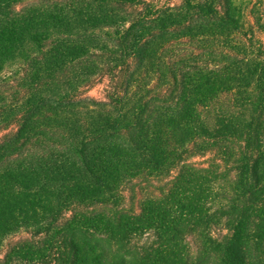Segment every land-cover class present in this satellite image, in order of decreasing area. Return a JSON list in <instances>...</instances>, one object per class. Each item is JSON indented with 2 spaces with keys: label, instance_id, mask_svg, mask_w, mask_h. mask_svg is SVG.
Instances as JSON below:
<instances>
[{
  "label": "trees",
  "instance_id": "1",
  "mask_svg": "<svg viewBox=\"0 0 264 264\" xmlns=\"http://www.w3.org/2000/svg\"><path fill=\"white\" fill-rule=\"evenodd\" d=\"M251 18L233 0H0V128L17 124L0 264H264Z\"/></svg>",
  "mask_w": 264,
  "mask_h": 264
},
{
  "label": "rangeland",
  "instance_id": "2",
  "mask_svg": "<svg viewBox=\"0 0 264 264\" xmlns=\"http://www.w3.org/2000/svg\"><path fill=\"white\" fill-rule=\"evenodd\" d=\"M154 4L161 5V4H177L181 0H149ZM235 4H237L241 12L243 13L244 19L246 21V27L251 23V10L252 7L259 5L264 8V0H233ZM258 37L262 38L261 32L258 31ZM22 65V60L16 61L10 66L6 67L5 70L2 72V75L9 74L12 70H16L19 66ZM110 84V78L108 76L104 77L103 79L97 80L94 85L89 88H86V95H91L97 98L105 97L106 93L108 92ZM17 128V124L12 123L8 127L0 128V139L3 137L4 134L13 131ZM4 251L0 249V257H3Z\"/></svg>",
  "mask_w": 264,
  "mask_h": 264
}]
</instances>
